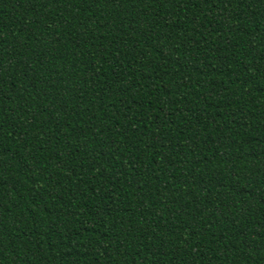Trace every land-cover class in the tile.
Here are the masks:
<instances>
[{
	"label": "trees",
	"instance_id": "1",
	"mask_svg": "<svg viewBox=\"0 0 264 264\" xmlns=\"http://www.w3.org/2000/svg\"><path fill=\"white\" fill-rule=\"evenodd\" d=\"M0 264H264V0H0Z\"/></svg>",
	"mask_w": 264,
	"mask_h": 264
}]
</instances>
